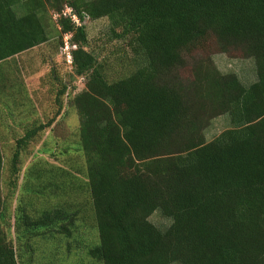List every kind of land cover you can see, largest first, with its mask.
<instances>
[{
  "label": "trees",
  "instance_id": "obj_1",
  "mask_svg": "<svg viewBox=\"0 0 264 264\" xmlns=\"http://www.w3.org/2000/svg\"><path fill=\"white\" fill-rule=\"evenodd\" d=\"M66 7L83 22L54 21L86 79L72 100L78 148L67 144L63 165L34 161L21 187L30 196L12 212L0 137V264H53L36 260L37 242H78L84 228L96 233L94 264H264V0H0V66L48 43L43 16ZM86 16L107 19L109 39L122 44L113 77L88 50ZM214 54L253 60L257 80L223 74ZM65 90L58 113L16 139L12 190L32 146L49 153L43 140ZM221 117L229 128L209 142ZM55 169L70 180L58 183ZM157 212L172 221L166 230L150 221Z\"/></svg>",
  "mask_w": 264,
  "mask_h": 264
},
{
  "label": "rangeland",
  "instance_id": "obj_2",
  "mask_svg": "<svg viewBox=\"0 0 264 264\" xmlns=\"http://www.w3.org/2000/svg\"><path fill=\"white\" fill-rule=\"evenodd\" d=\"M16 11L19 14L21 12L18 8ZM52 12V10L48 9L47 13H45L47 16H43L42 19L48 32L52 35V39L44 46H41L42 49H40L41 47L33 49L31 50L32 52L26 55H19L18 58H14L10 62L0 66V137L2 136V148L6 159L2 188L4 197H7L13 192L12 195L9 196L12 212L21 195L30 196L24 194L21 187L23 175L34 161H38L39 159L43 160L41 157H45V159L47 158L51 163L60 165L62 164L61 161L70 158L68 155V158L63 155L66 147L69 146L73 150L78 148L79 119L72 104V100L75 95L85 89L86 79L84 77H78L69 65L62 62L63 59L60 58L62 46L59 37L55 34L57 27L52 18ZM86 23L89 40L88 50L94 51L99 61L103 59L107 61L105 68L108 75L113 77V73L117 71L116 68L120 67L119 58L116 60V57H122L118 53V51H123L121 50L122 44L119 41H111L109 39V22L107 19L91 22L89 18ZM206 45L208 51H214L216 49L212 39L207 41ZM46 47L48 51L57 53L55 54V56L59 57L57 62H49L47 60V55H41L43 53L35 54L38 51H47ZM114 51H116V54H114ZM26 59H28L31 64L25 66V64H27ZM213 61L223 74H238L247 85H251L257 80L255 63L253 60L231 59L228 55L216 54L213 56ZM53 66L59 69V71L57 70L58 76L61 81L62 79L64 80L62 84L53 82L52 78L57 76V74L53 72ZM120 68L122 69V67ZM63 85L66 87L60 102V106L62 110H64L63 116L59 118L53 129V133H51L52 130H49L43 140L44 143H48L50 151L47 155L41 151L43 143L32 146L30 150L31 153L23 157L24 163L22 166V173H20L22 174V178L19 182V188L14 191L9 188L7 184L10 180L11 170L9 160L14 153L13 148L16 144V139L22 137L25 132L22 124H20L23 120L20 121V118L28 116L30 124L34 121H32V118L39 120V123H47L48 118L54 117L55 114L58 113L59 105L55 102V97H58L59 93L62 91ZM65 123L71 125L69 131L70 135H68V130L62 132ZM228 128V117H221L214 120L212 126L206 132L207 140L210 142L216 139ZM67 144L69 145L67 146ZM53 153L56 156L50 157L49 155ZM70 160L71 161L68 162L70 166H76L79 165L80 162H83V159L80 158H71ZM68 164H66V166L70 168ZM54 172L56 173L55 177L58 183L63 182V180H70L68 177H63L60 172L57 174L56 169ZM61 200L56 199L53 202L58 203ZM9 212H11V210ZM150 221L161 230H166L172 223L171 220L163 217L160 212L153 214ZM84 233V238H78V242L70 241L69 243V241L65 240H52L53 238L44 242H37V250L34 254L36 260L40 263L51 262L53 264H94L87 255V245L91 244L88 238H95L96 233L93 228H84ZM68 245H72L71 251L68 250ZM74 253H76V255Z\"/></svg>",
  "mask_w": 264,
  "mask_h": 264
},
{
  "label": "built area",
  "instance_id": "obj_3",
  "mask_svg": "<svg viewBox=\"0 0 264 264\" xmlns=\"http://www.w3.org/2000/svg\"><path fill=\"white\" fill-rule=\"evenodd\" d=\"M65 18L69 19L73 24L76 26H81L83 22L81 19L77 16V14L74 13L73 9L70 7H66L61 14H54L52 16L54 21H57L59 18ZM89 19L88 16L85 18V23ZM71 35H65L64 36V44L61 47V56L66 63V65H69L72 68L73 64V57H72V47L70 44Z\"/></svg>",
  "mask_w": 264,
  "mask_h": 264
},
{
  "label": "crops",
  "instance_id": "obj_4",
  "mask_svg": "<svg viewBox=\"0 0 264 264\" xmlns=\"http://www.w3.org/2000/svg\"><path fill=\"white\" fill-rule=\"evenodd\" d=\"M56 34V33H55ZM40 49H42V47L40 48ZM46 50L47 51H38V52H36L35 54H39V53H43V54H41V55H47V60L49 61V62H57L58 61V56H55V54H57L56 52H54V51H48V49H47V47H46ZM29 52H32V51H27V52H25V53H23V54H21V55H26V54H28ZM46 53V54H45ZM60 56V55H59ZM15 58H18V56L17 57H15ZM60 58L61 59H63L62 58V56H60ZM27 61V64H25V66L26 65H29V64H31V62H29V60L28 59H26ZM25 62V63H26ZM62 62L63 63H65L64 62V60H62ZM41 64H43V63H41ZM41 64H40V66H41ZM54 67V66H53ZM57 70L59 71V69L57 68V67H54V69H53V72L54 73H56L57 74V76H55L54 78H52L53 79V82L55 83V82H58V83H60V84H62V81L64 82V80L62 79V81H61V79L59 78V76H58V72H57ZM62 76H64V75H62ZM7 78H8V76H7ZM9 80V79H8ZM63 88H64V85L62 86ZM63 116V115H62ZM62 116L60 117V118H62ZM21 120H23V121H21ZM36 121L37 119L36 118H32V121ZM20 121H21V123L20 124H22V127L23 128H25L26 126H28V125H30V123H29V119H28V116H26V117H24V118H20ZM33 121V122H34ZM57 124V123H56ZM56 124H55V126H56ZM55 126L52 128V131H51V133H53V129L55 128ZM70 128H71V125L70 124H66L65 123V125L63 126V130H62V132L63 131H65V130H68V135H70V133H69V131H70ZM50 133V134H51Z\"/></svg>",
  "mask_w": 264,
  "mask_h": 264
}]
</instances>
